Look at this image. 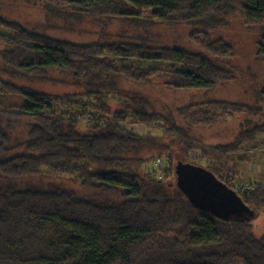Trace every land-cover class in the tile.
<instances>
[{
  "label": "trees",
  "instance_id": "1",
  "mask_svg": "<svg viewBox=\"0 0 264 264\" xmlns=\"http://www.w3.org/2000/svg\"><path fill=\"white\" fill-rule=\"evenodd\" d=\"M39 1L46 9L101 23L103 36L114 22L124 34L76 42L0 14V264H264V235L254 233L249 219L223 220L191 203L178 185L177 149L171 147L188 154L196 149L200 160H229L227 152L264 135V122L242 129L233 142L206 147L190 139L189 128L174 116L155 110L145 93H126L120 108L108 101L123 95V80L201 90L234 80V48L214 33L241 16L257 33V58L264 60V0ZM106 54L175 60L183 68L120 67L100 58ZM56 73L72 76L69 83L81 92L27 85L60 81ZM5 94L25 101L5 104ZM259 97L264 99V88ZM202 105L209 108L189 114ZM176 110L190 127L259 112L248 103L223 100ZM81 117L89 118L85 129ZM129 117L134 123H161L171 141L128 128ZM162 150L173 180L140 168ZM214 161L207 168L254 211H264V186L235 187V174Z\"/></svg>",
  "mask_w": 264,
  "mask_h": 264
},
{
  "label": "rangeland",
  "instance_id": "2",
  "mask_svg": "<svg viewBox=\"0 0 264 264\" xmlns=\"http://www.w3.org/2000/svg\"><path fill=\"white\" fill-rule=\"evenodd\" d=\"M0 14L11 20H18L27 26L45 30L54 36L76 42L95 41L100 37L117 40L123 37L122 35L124 34L121 25L118 22H114L110 26L108 35L103 36L101 23H94L89 18H82L74 12H59L46 9L41 5L39 0H0ZM142 14L144 16H151L152 13L150 10H144ZM2 30L4 33L12 34V31L8 28H3ZM214 36L223 37L234 48V56L231 60L233 70L236 74L234 80L219 84L211 90L175 89L166 86L161 80H157L151 84H137L132 81L123 80L121 83V89H123L121 93L123 95L109 96V103L113 108H120L122 107V99H124L126 93L139 91L151 98L152 106L155 110L163 112L170 117L174 116L177 122L189 128V137L196 143L206 147H215L219 144L233 142L242 129L251 127L255 122H264V99L259 97V92L264 88V60L257 58V33L254 30L246 28L239 15L232 18L227 27L216 31ZM2 47L3 45H0V49ZM103 57H107L115 65L120 67L158 69L168 72L183 68L175 60H147L138 57L122 58L110 54L100 56V58ZM55 78H59L60 81L56 79L52 82L29 81L27 85L30 88L52 93H64L67 91L81 92L82 90L69 83V81L73 80L70 75L56 73ZM23 100L25 101V97L19 95L13 96L12 94H5L4 96L5 104ZM210 100H223L242 104L248 103L251 106L258 107L259 112L230 114L227 115V120L223 123L211 126L195 125L191 127L177 113L176 109L181 106ZM56 108L61 110L67 109V105L57 104ZM208 108L205 105H202L201 108L192 107L189 114L193 116L200 115L202 114V110H207ZM71 109L77 111L76 107H72ZM209 115L214 116L215 114L210 112ZM88 119V117H81V129H85L88 126ZM126 125L128 128L140 133H147L151 130L154 134L160 135L163 141H171L172 139L160 127L161 123L153 125H147L141 122L134 123L132 117H129ZM176 137L179 139L178 136ZM171 147L174 150L177 149L173 155V159L177 164L179 162H190L208 167L207 165L214 161L211 158L200 160L198 150L196 149H193L188 154L186 151L181 150V147L178 148L176 144H172ZM162 151L163 155L155 156V158L151 157L149 161L141 164L140 168L145 172L154 173L159 177H169L173 180L174 173L168 171L166 150ZM158 152L155 151L152 154L157 155ZM226 155L230 159L232 158L233 161L230 162V159L219 158L214 162L222 166L226 172L232 171L235 174L232 185L235 187L264 186V135L256 136L252 141L245 142L240 150L227 152ZM159 157L162 159V163L154 166L153 160L155 161ZM133 167L138 166L134 164ZM226 172L222 173L226 174ZM69 184L76 185V183L71 181H69ZM249 220L253 224L254 233L257 236L264 235V211H255Z\"/></svg>",
  "mask_w": 264,
  "mask_h": 264
},
{
  "label": "water",
  "instance_id": "3",
  "mask_svg": "<svg viewBox=\"0 0 264 264\" xmlns=\"http://www.w3.org/2000/svg\"><path fill=\"white\" fill-rule=\"evenodd\" d=\"M178 185L196 207L223 220L249 219L254 210L212 170L190 162L176 167Z\"/></svg>",
  "mask_w": 264,
  "mask_h": 264
},
{
  "label": "built area",
  "instance_id": "4",
  "mask_svg": "<svg viewBox=\"0 0 264 264\" xmlns=\"http://www.w3.org/2000/svg\"><path fill=\"white\" fill-rule=\"evenodd\" d=\"M153 163H154L153 164L154 166H157V165L162 163V159L159 157V158L155 159V161L153 160Z\"/></svg>",
  "mask_w": 264,
  "mask_h": 264
}]
</instances>
